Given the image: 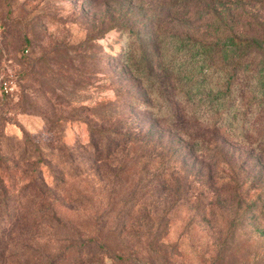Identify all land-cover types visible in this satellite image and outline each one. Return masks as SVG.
I'll use <instances>...</instances> for the list:
<instances>
[{"label": "rangeland", "instance_id": "rangeland-1", "mask_svg": "<svg viewBox=\"0 0 264 264\" xmlns=\"http://www.w3.org/2000/svg\"><path fill=\"white\" fill-rule=\"evenodd\" d=\"M4 82L0 264H264V0H0Z\"/></svg>", "mask_w": 264, "mask_h": 264}, {"label": "trees", "instance_id": "trees-1", "mask_svg": "<svg viewBox=\"0 0 264 264\" xmlns=\"http://www.w3.org/2000/svg\"><path fill=\"white\" fill-rule=\"evenodd\" d=\"M223 112H224V111H222V115H221L222 118H223ZM227 112H228V111H227ZM230 113H231V112H230ZM230 113H228L229 116H230ZM220 114H221V112H220ZM244 114H245V113H244ZM124 137H125V136L120 135L119 139L121 140V139H123ZM116 141H117V139H115V140H113V139H109L108 144L105 145V147H106L108 150L112 149L113 146L115 145V142H116Z\"/></svg>", "mask_w": 264, "mask_h": 264}, {"label": "built area", "instance_id": "built-area-1", "mask_svg": "<svg viewBox=\"0 0 264 264\" xmlns=\"http://www.w3.org/2000/svg\"><path fill=\"white\" fill-rule=\"evenodd\" d=\"M10 89V86L8 85L7 82H4L0 84V96H2L5 93H8Z\"/></svg>", "mask_w": 264, "mask_h": 264}]
</instances>
